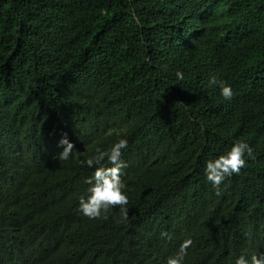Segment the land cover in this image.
<instances>
[{"label": "trees", "instance_id": "obj_1", "mask_svg": "<svg viewBox=\"0 0 264 264\" xmlns=\"http://www.w3.org/2000/svg\"><path fill=\"white\" fill-rule=\"evenodd\" d=\"M119 138L128 220H90L78 161ZM186 238L184 264L264 253V0H0V264H166Z\"/></svg>", "mask_w": 264, "mask_h": 264}, {"label": "clouds", "instance_id": "obj_2", "mask_svg": "<svg viewBox=\"0 0 264 264\" xmlns=\"http://www.w3.org/2000/svg\"><path fill=\"white\" fill-rule=\"evenodd\" d=\"M177 80H184V73L176 70ZM210 85L219 84L220 95L225 101H230L234 95L231 85L226 82H218L210 79ZM62 151L58 153L59 160H68L73 156L74 144L67 137L59 141ZM128 149L127 138H119L110 148H95V154L86 160H79L80 165L93 168L91 176L85 177L83 183L87 186L84 194L79 196L78 210L90 220L107 219V214L118 206V211L123 221L129 216V192L132 190L122 180L123 170L127 163L122 159L124 151ZM253 150L250 145L242 140L235 139L230 148L222 155L205 161L204 178L219 197L222 194V185L227 187L226 181L234 175H239L241 170L247 167V161L252 158ZM106 162V163H105ZM110 165V166H106ZM162 238L171 239L167 232H161ZM193 245L191 238L184 239L178 252L167 258L166 264H184L188 250ZM234 264H264V253L246 257L240 255L235 258Z\"/></svg>", "mask_w": 264, "mask_h": 264}]
</instances>
